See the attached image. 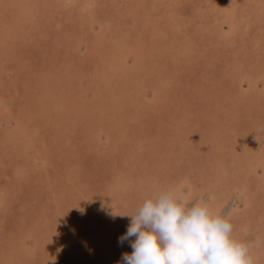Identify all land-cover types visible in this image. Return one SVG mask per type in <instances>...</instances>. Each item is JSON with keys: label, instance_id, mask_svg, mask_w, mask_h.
Listing matches in <instances>:
<instances>
[{"label": "rangeland", "instance_id": "obj_1", "mask_svg": "<svg viewBox=\"0 0 264 264\" xmlns=\"http://www.w3.org/2000/svg\"><path fill=\"white\" fill-rule=\"evenodd\" d=\"M168 190L264 240V0H0V264H126Z\"/></svg>", "mask_w": 264, "mask_h": 264}, {"label": "clouds", "instance_id": "obj_2", "mask_svg": "<svg viewBox=\"0 0 264 264\" xmlns=\"http://www.w3.org/2000/svg\"><path fill=\"white\" fill-rule=\"evenodd\" d=\"M126 236H135L126 264H254L250 254L264 240L243 243L232 237L233 225L203 203L187 206L172 190L136 208Z\"/></svg>", "mask_w": 264, "mask_h": 264}, {"label": "bare ground", "instance_id": "obj_3", "mask_svg": "<svg viewBox=\"0 0 264 264\" xmlns=\"http://www.w3.org/2000/svg\"><path fill=\"white\" fill-rule=\"evenodd\" d=\"M98 41V40H97ZM75 117V116H74ZM112 250V249H111Z\"/></svg>", "mask_w": 264, "mask_h": 264}]
</instances>
